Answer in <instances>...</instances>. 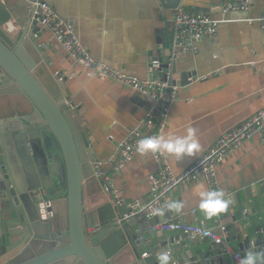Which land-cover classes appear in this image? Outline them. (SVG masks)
I'll return each instance as SVG.
<instances>
[{"label": "crops", "instance_id": "1", "mask_svg": "<svg viewBox=\"0 0 264 264\" xmlns=\"http://www.w3.org/2000/svg\"><path fill=\"white\" fill-rule=\"evenodd\" d=\"M3 1L12 7L21 3V0ZM40 1L47 2L74 30L78 41L93 58L117 72L145 82L151 79L149 67L153 62L170 60L178 76L191 74L184 87L178 80L176 97L167 101L168 116L161 132L184 135L192 128L201 145L200 151L190 157L164 154L176 175L206 155L221 136L264 109V31L258 22L264 14V0L243 3L231 0ZM227 4H247L248 11H224ZM178 9L196 16H211L219 25L217 34L201 40L196 52L173 60V12ZM16 25L12 23L10 27L19 31L21 28ZM39 28L41 53L27 41L20 45L19 57L52 91L54 78L59 76L64 81V105L78 111L79 125L87 133L90 148L98 158L96 166L109 183L110 190L106 187V191H112L119 204L146 205L154 197L148 186V177L158 170L154 156L137 154L121 170L116 171L115 167L118 146L146 118L155 102L123 84L99 79L91 70L76 64L48 31ZM31 112L28 100L16 88L5 89L0 94L2 117H25ZM201 184L209 188L205 180L196 179L164 196V208L174 212L171 222L203 226L220 233L224 228L227 239L233 230L237 235L245 231L255 236L264 223L262 139L254 136L246 140L217 167L216 189H222L232 200L226 214L211 219L205 216L194 191ZM100 194L98 191L97 195ZM91 197L88 193L87 198ZM173 202L183 206L180 212L169 209L168 205ZM4 236L9 241V234ZM230 247L241 253L237 242ZM229 258L232 264H237L231 255Z\"/></svg>", "mask_w": 264, "mask_h": 264}, {"label": "water", "instance_id": "2", "mask_svg": "<svg viewBox=\"0 0 264 264\" xmlns=\"http://www.w3.org/2000/svg\"><path fill=\"white\" fill-rule=\"evenodd\" d=\"M36 1L21 0L12 7L0 0V94L14 87L32 108L25 117L0 115V264H158L164 251L170 253V264H232L219 242L162 230V224L175 223L173 210L164 208L165 197L131 207L106 191V176H98V158L78 111L64 105V81L54 78L52 91L17 53L28 42L41 53ZM12 23L21 29L14 31ZM190 76H178L167 60L155 77L173 87L180 80L184 87ZM158 208L160 214L154 212ZM262 224L255 236L233 230L227 244L237 242L242 258L248 251L264 253Z\"/></svg>", "mask_w": 264, "mask_h": 264}, {"label": "built area", "instance_id": "3", "mask_svg": "<svg viewBox=\"0 0 264 264\" xmlns=\"http://www.w3.org/2000/svg\"><path fill=\"white\" fill-rule=\"evenodd\" d=\"M37 20L41 28L48 31L60 48L69 54L74 62L91 70L99 79H110L123 84L135 91L145 94L155 102L153 108L147 113L146 118L128 135L118 146V161L115 170L119 171L130 163L137 154L139 140L145 137L160 135L165 127L168 116L167 101L177 95V87H173L160 77H155L161 69V63L153 62L149 67L151 79L142 82L110 68L108 65L98 62L83 48L75 36L74 30L69 27L55 13L51 6L44 1L36 5ZM224 11H248V5L227 4ZM175 20L173 60H178L182 55L196 52L198 43L217 34L219 22L211 16H196L184 9L173 12ZM264 31V14L258 19ZM153 77V78H152ZM258 136L264 143V109L256 116L245 121L236 129L221 136L209 152L188 167L183 173L176 175L166 161L164 154L157 153L154 156L158 170L148 177V186L155 198L164 197L175 188L184 183L203 179L209 188L216 189V173L218 165L234 149L242 145L246 140ZM99 169V166H96ZM99 177L102 175L99 173ZM108 183V182H107ZM107 189L109 183L107 184ZM110 190V188L108 189ZM145 207V206H143ZM166 222L160 226L162 230L177 231L189 235L193 239H210L219 242L226 247L229 255L237 264H241L242 254L235 252L227 244V231L214 232L198 225H187Z\"/></svg>", "mask_w": 264, "mask_h": 264}, {"label": "clouds", "instance_id": "4", "mask_svg": "<svg viewBox=\"0 0 264 264\" xmlns=\"http://www.w3.org/2000/svg\"><path fill=\"white\" fill-rule=\"evenodd\" d=\"M200 149L201 145L197 139L196 131L188 128L184 135H176L175 132L170 131L157 136L145 137L139 140L136 150L140 155L162 153L183 158L196 155ZM194 191L200 199L201 211L208 218L219 217L228 212L232 200L222 189H209L201 184ZM168 207L180 212L183 206L173 202ZM162 211L163 209H154L156 214H160ZM261 257H264V253L248 251L241 264H261ZM157 259L158 264H170V253L168 251L161 252Z\"/></svg>", "mask_w": 264, "mask_h": 264}, {"label": "flooded vegetation", "instance_id": "5", "mask_svg": "<svg viewBox=\"0 0 264 264\" xmlns=\"http://www.w3.org/2000/svg\"><path fill=\"white\" fill-rule=\"evenodd\" d=\"M29 171H30L31 176L34 178L35 174H34V171L31 169V167L29 168ZM65 203H67V202H65L64 200H62L61 203H60V208L62 210H64L66 208V204Z\"/></svg>", "mask_w": 264, "mask_h": 264}, {"label": "bare ground", "instance_id": "6", "mask_svg": "<svg viewBox=\"0 0 264 264\" xmlns=\"http://www.w3.org/2000/svg\"><path fill=\"white\" fill-rule=\"evenodd\" d=\"M38 3H40V0H39L38 2H35V3H34V6L36 7V5H37ZM144 257H147V254H145Z\"/></svg>", "mask_w": 264, "mask_h": 264}]
</instances>
